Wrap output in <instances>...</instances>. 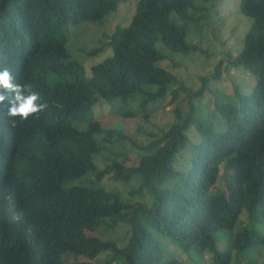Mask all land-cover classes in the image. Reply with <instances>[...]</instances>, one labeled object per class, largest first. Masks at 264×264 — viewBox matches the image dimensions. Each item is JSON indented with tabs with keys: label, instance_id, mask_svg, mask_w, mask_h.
<instances>
[{
	"label": "trees",
	"instance_id": "obj_1",
	"mask_svg": "<svg viewBox=\"0 0 264 264\" xmlns=\"http://www.w3.org/2000/svg\"><path fill=\"white\" fill-rule=\"evenodd\" d=\"M126 1L0 0V69L7 67L15 83H30L48 104L21 120L8 117L7 102L0 103V264H97L92 260L102 252L123 264H180L164 259L160 236L183 252H208L212 264H230V254L217 247L216 233L233 230L243 213L247 224L232 248L264 247V234L253 228L258 212L264 220V0H240L241 13L252 23L230 65L244 67L256 83L249 94L235 87L233 103L215 104L225 130L216 131L211 121L196 117L191 104L182 123L139 146L143 153L136 165L110 158L101 169L92 157L104 154L102 142L114 144L126 136L98 122L87 129L75 122L99 101L127 103L141 92L145 112L161 99L176 79L159 65L165 56L157 42L172 52H202L199 44L186 41V23L197 20L192 0H138L129 26L109 36L111 55L93 65L87 77L84 66L70 59L69 26L100 21ZM102 51L93 48L87 54ZM222 63L211 78H220ZM210 77L199 78L202 86L191 98L204 95ZM148 85L157 89L150 91ZM178 91L189 89H173L172 101ZM189 125L195 126L199 143L186 135ZM102 134L101 140L95 138ZM88 173L95 175L92 185H73ZM105 174L124 182L136 176L135 193L146 191L149 198L123 201L97 185ZM119 224L131 231L123 247L87 233ZM69 254L83 257L65 263Z\"/></svg>",
	"mask_w": 264,
	"mask_h": 264
},
{
	"label": "rangeland",
	"instance_id": "obj_2",
	"mask_svg": "<svg viewBox=\"0 0 264 264\" xmlns=\"http://www.w3.org/2000/svg\"><path fill=\"white\" fill-rule=\"evenodd\" d=\"M196 4V10L191 14L197 20L186 23V41L197 43L202 52H190L181 54L167 50L161 42L156 43V48L164 54L165 58L159 63L160 66L172 72L176 81L167 86L165 95L148 105V110L143 111L140 107L143 95L141 92L134 93L127 103L115 99L112 103L99 101L94 104L92 112L81 122L75 123L79 129H87L92 122H98L103 129H115L122 132L126 138L114 144L103 143L106 150L103 155L95 154L92 159L98 168H103L108 160L117 158L125 165H136L143 151L139 146H147L151 141L161 136L171 125L182 123L187 117L191 104L194 106L196 117L209 120L213 123L216 131H224L226 120L215 109L216 103H228L235 101L234 88L237 87L241 93L249 94L256 83V77L244 67L230 65L243 47L245 34L251 27L252 20L244 16L240 11V0H192ZM138 0H128L119 4L118 8L105 15L100 21H88L68 28L67 50L70 59L80 62L86 72L91 76V67L102 62L111 55L108 46L109 36L117 27H128L135 13ZM103 47V51L97 55H88L93 48ZM223 61L221 76L215 80L211 78L215 66ZM201 76L210 77L207 89L201 98H191V94L201 88ZM51 77V76H50ZM49 84H52L50 78ZM184 85L189 91H178L177 99L172 101L173 89ZM150 91H155L157 86L148 85ZM192 101L190 102V100ZM179 113V117L175 114ZM146 115V116H145ZM190 142L199 143L201 137L194 125H189L185 131ZM104 135H95L99 140ZM98 140V139H97ZM126 161H125V157ZM230 173V171H228ZM232 173V171H231ZM225 174L224 167L220 168L216 181L222 185ZM99 180V186L119 194L125 202H146L149 198L146 191L135 193L140 182L136 176L128 181L116 180L111 175L105 174ZM95 175L88 173L84 177L74 180L73 185H92ZM173 182L169 183L171 186ZM134 191V192H133ZM247 224L246 214L240 216V222L233 230L223 229L216 233L217 247L221 252L230 254V264H264V247H249L241 252H236L232 242L237 232L241 231ZM253 228L259 234H264V220L258 212V220ZM91 236L100 238H112L123 247L130 237L131 231L121 224L116 228L100 226L95 233L87 232ZM161 237V245L164 259L176 258L180 264H212L208 252H183L170 238ZM69 254L64 256L65 263L83 256ZM86 259V258H84ZM88 260V259H86ZM92 262L97 264H123V260L113 259L108 252L100 253Z\"/></svg>",
	"mask_w": 264,
	"mask_h": 264
},
{
	"label": "clouds",
	"instance_id": "obj_3",
	"mask_svg": "<svg viewBox=\"0 0 264 264\" xmlns=\"http://www.w3.org/2000/svg\"><path fill=\"white\" fill-rule=\"evenodd\" d=\"M7 102L6 115L27 120L48 108L30 83H15L7 67L0 69V103Z\"/></svg>",
	"mask_w": 264,
	"mask_h": 264
}]
</instances>
